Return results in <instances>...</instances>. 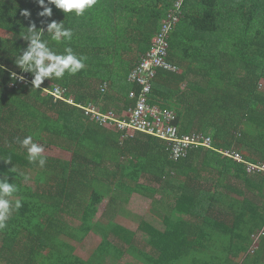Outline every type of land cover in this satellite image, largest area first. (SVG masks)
Wrapping results in <instances>:
<instances>
[{"label":"trees","instance_id":"1","mask_svg":"<svg viewBox=\"0 0 264 264\" xmlns=\"http://www.w3.org/2000/svg\"><path fill=\"white\" fill-rule=\"evenodd\" d=\"M176 1L96 0L81 16L49 5L48 18L38 16L36 0H0V31H8L0 33V177L18 186L10 199L22 200L0 230L1 264H264V173L249 174L219 152L264 161V0H184L169 37L168 60L180 71L159 70L153 81L151 103L174 109L181 133L210 135L213 149L193 148L173 161L164 141L140 132L122 139L82 109L43 94L60 85L67 97L105 112L133 106L129 94L139 88L129 73ZM51 21L70 28L72 39L52 40ZM33 23L57 54L70 47L85 57L84 69L45 79L40 88L20 84L13 72L33 79L16 64ZM29 135L71 158L30 164L19 143ZM8 157L11 163L3 161ZM133 197L144 213L136 230L117 207ZM149 203L161 220L145 212ZM94 231L101 237L88 245Z\"/></svg>","mask_w":264,"mask_h":264},{"label":"built area","instance_id":"2","mask_svg":"<svg viewBox=\"0 0 264 264\" xmlns=\"http://www.w3.org/2000/svg\"><path fill=\"white\" fill-rule=\"evenodd\" d=\"M183 3L184 0L175 2L174 8L163 20L160 31L153 37L150 49L141 55L138 64L129 73L128 81L139 88L130 91L129 98L134 102L133 106L123 109L120 113L116 110L105 112L97 103H79L73 96L67 97L66 88L60 85H54L53 88H42L43 94H51L55 101H65L82 109L89 120L114 131L122 132V139L140 132L164 141L169 147V156L173 161L186 157L189 150L193 148L213 149L210 135L202 132L181 133L180 127L176 123V111L151 103L153 81L159 70L180 71L176 65L169 62L168 55L169 37L173 27L180 21ZM15 74L20 84L31 82L27 74ZM21 76H23V80L19 79ZM107 87L108 84L105 83L101 90L104 92ZM219 152L239 163H244L249 174L264 173V161H249L235 150H219Z\"/></svg>","mask_w":264,"mask_h":264},{"label":"clouds","instance_id":"3","mask_svg":"<svg viewBox=\"0 0 264 264\" xmlns=\"http://www.w3.org/2000/svg\"><path fill=\"white\" fill-rule=\"evenodd\" d=\"M42 11L38 13L40 17L51 18L53 9L49 5H54L56 9L63 13H75L76 16L84 14L86 9L91 8L96 0H36ZM25 16L30 13L25 11ZM30 35L26 39L30 40V46L22 57L16 60L17 66L23 72L31 73L33 79L31 81L33 88H40V85L45 79H62L65 74L75 75L84 69L85 57L77 56L70 47L64 49L63 54H57L47 43L41 40L43 28L37 31L35 23L27 28ZM46 31L51 34V39L56 42L70 41L73 32L70 28H66L63 23L51 21L46 26ZM16 78V74H12ZM23 80V76L19 77ZM22 148L27 151V160L30 164H37L44 168L46 157L42 155L44 145L33 141L31 135L24 137L19 141ZM5 163H11V157L3 160ZM18 186L15 183H9V178L6 175L0 177V230L7 227V221L13 211H18L22 207V200L16 199L14 202L10 199L14 193L18 192Z\"/></svg>","mask_w":264,"mask_h":264},{"label":"rangeland","instance_id":"4","mask_svg":"<svg viewBox=\"0 0 264 264\" xmlns=\"http://www.w3.org/2000/svg\"><path fill=\"white\" fill-rule=\"evenodd\" d=\"M8 31H4V30H1L0 33L1 34H6ZM260 90L264 92V79L261 80L260 82ZM42 155L46 156V157H57V158H61V159H70L71 158V153L61 149V148H58L56 146H52V147H48V148H44V152L42 153ZM104 185V184H103ZM157 198H160V194L156 196ZM108 199H106L100 206V212H99V215L105 211L107 208H108ZM123 206L125 207V205L123 204ZM130 210H128V208L126 210H124V208L121 210L120 212V215L121 216H124L127 220H129V223H130V227H132L133 229H137L138 227V223H139V219H140V216L141 214L143 215V211H138L136 210V213L135 211L133 212H129ZM145 212L151 214V215H154V214H157L159 216L160 214V211L155 208L152 203H149V205L147 206ZM142 217V216H141ZM67 220L73 224H79V221L77 219H72L70 217H66ZM138 240H142L144 241V238H143V233L138 231ZM91 237H96L95 235L91 234V236L88 238V245H93L95 243H97L99 240H97L96 238L91 239ZM98 238V237H97ZM99 239V238H98ZM1 264V262H0Z\"/></svg>","mask_w":264,"mask_h":264},{"label":"crops","instance_id":"5","mask_svg":"<svg viewBox=\"0 0 264 264\" xmlns=\"http://www.w3.org/2000/svg\"><path fill=\"white\" fill-rule=\"evenodd\" d=\"M143 179L144 180H150V178H149V176L148 175H146V176H144L143 177ZM153 186H156V187H158V184H153ZM133 201L132 202H130L129 204L128 203H121V202H119V204L117 205V207H118V209H120V210H122L123 208H124V210H126L127 208H128V210H130V212L132 211H135V213H136V210H137V207H139L141 204L140 203H138V202H140V200L138 199V200H136L137 198L136 197H133ZM136 201V202H135ZM108 203H109V199H108ZM123 204L125 205V207L123 206ZM164 206V205H163ZM156 208V207H155ZM108 209V208H107ZM106 209V210H107ZM106 210L105 211H103L101 214H103V213H105L106 212ZM159 210V209H158ZM160 211V214H159V216L157 215V214H154V216L157 218V219H162L163 218V214H162V211L161 210H159ZM127 220V219H126ZM128 222H127V225L130 227L131 225H130V223H129V220H127ZM130 228H132V227H130ZM133 229V228H132ZM91 234H93V235H95L96 237H91V238H96L97 240H98V238L100 239V234H97L95 231L94 232H92ZM144 234V233H143ZM91 236V235H90ZM137 236H138V234H137ZM98 237V238H97ZM143 238L145 239V234L143 235ZM142 241H143V239H142Z\"/></svg>","mask_w":264,"mask_h":264}]
</instances>
